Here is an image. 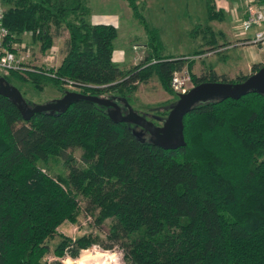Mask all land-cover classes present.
<instances>
[{
    "label": "trees",
    "instance_id": "16d2710c",
    "mask_svg": "<svg viewBox=\"0 0 264 264\" xmlns=\"http://www.w3.org/2000/svg\"><path fill=\"white\" fill-rule=\"evenodd\" d=\"M123 1L146 32L148 47L161 46L136 0ZM0 5L12 42L27 32L43 53L53 38L67 34L57 66L1 70L9 84L11 77L41 90L51 82L62 96L68 80L82 94L130 105L137 84L151 77L174 96L170 80L182 69L192 86L247 76L227 80L211 69L196 75L192 60L180 56L152 55L118 66L111 59L116 28L90 24L86 0ZM205 12L207 20L223 19L215 0H205ZM203 30L209 31L208 49L224 41L220 32ZM261 66L253 64L250 73ZM133 131L113 123L106 108L94 103L79 100L64 112L24 120L0 96V264H63V257L75 259L95 244L118 247L125 264H264V95L249 92L195 105L182 117L184 145L176 149L153 146ZM69 149H79L77 159ZM54 159L61 160L65 174L49 175L38 165ZM82 212L96 226L110 220L107 243L91 233L59 235L50 251L47 241L57 228Z\"/></svg>",
    "mask_w": 264,
    "mask_h": 264
},
{
    "label": "rangeland",
    "instance_id": "374dc122",
    "mask_svg": "<svg viewBox=\"0 0 264 264\" xmlns=\"http://www.w3.org/2000/svg\"><path fill=\"white\" fill-rule=\"evenodd\" d=\"M86 1L89 9L87 21L90 24H112L116 28L111 59L118 66L143 63L152 55L180 56L192 60L191 72L194 74L200 75L205 72L204 70L211 69L217 74H224L227 80L235 79L239 74L249 75L253 64L264 66V49L239 44L241 36L251 35L250 31L239 33V20L243 14L245 0H215L216 8L223 10L221 21L206 19L205 0H136L138 10L148 26L158 31L161 46L154 44L155 50L148 47L147 34L125 1ZM207 28L212 32H220L224 37V41H218V46H213L212 49L205 45L209 31L204 32L203 29ZM66 36V32L62 31L58 37L52 39L51 47L42 53L39 50V43L32 39L29 33L20 34L17 42L29 49V56L24 59L25 67L57 66L62 57L63 41ZM9 82L19 90L30 107L46 104L60 97L59 89L51 82L41 90L35 89L29 82H21L15 78L9 77ZM176 99L177 95L167 94L156 79L151 77L147 82L137 84V89L131 94L130 106L136 113L146 118L150 115L163 117L159 112L168 108ZM118 105L120 107L122 104ZM67 152L76 159L80 153L79 149H69ZM38 165L49 175L66 173L59 159ZM83 203V199H79L81 206ZM109 223L110 220L106 219L100 226H96L93 216L82 212L75 222L65 221L57 228V235L47 241L49 250L51 251L58 242L59 235L74 238L91 233L107 243L106 230ZM47 257L50 258L51 254ZM61 261L63 264H125L118 247L106 250L96 244L82 249L75 259L65 256Z\"/></svg>",
    "mask_w": 264,
    "mask_h": 264
},
{
    "label": "water",
    "instance_id": "95a60500",
    "mask_svg": "<svg viewBox=\"0 0 264 264\" xmlns=\"http://www.w3.org/2000/svg\"><path fill=\"white\" fill-rule=\"evenodd\" d=\"M249 92L264 95V66L247 75L238 82H201L183 94H177V99L168 107L167 114L161 124L156 126L141 114L136 113L124 100L122 105L126 114H121L120 107L112 98L97 97L76 91H65L59 98L42 105L32 107L23 99L19 90L0 76V96L10 100L15 105L22 119H29L34 113L49 114L64 112L76 101H86L106 108L107 117L113 123H125L137 126L148 134L147 142L163 150L176 149L184 145L182 136V117L195 105L213 99L236 100ZM133 131L137 138L141 131Z\"/></svg>",
    "mask_w": 264,
    "mask_h": 264
},
{
    "label": "built area",
    "instance_id": "2783aa9c",
    "mask_svg": "<svg viewBox=\"0 0 264 264\" xmlns=\"http://www.w3.org/2000/svg\"><path fill=\"white\" fill-rule=\"evenodd\" d=\"M3 8L0 5V70H32L34 68L25 67L24 59L29 56L28 48L19 42H12L9 38L7 28L2 26ZM250 31L251 35L242 37L239 44L258 46L264 49V0H245L244 10L239 20V33ZM64 87L67 91L78 89L72 82L65 80ZM170 87L175 95L183 94L191 88L189 75L185 69L174 72Z\"/></svg>",
    "mask_w": 264,
    "mask_h": 264
},
{
    "label": "flooded vegetation",
    "instance_id": "af4514ba",
    "mask_svg": "<svg viewBox=\"0 0 264 264\" xmlns=\"http://www.w3.org/2000/svg\"><path fill=\"white\" fill-rule=\"evenodd\" d=\"M120 111H121V114H126V110L123 106H120ZM147 120L151 121L154 125L158 126L161 124V121L163 119V117H157V115H150L149 118H146ZM129 127L131 129H133L134 131H139L140 128L137 127V126H132V124H128ZM141 131V130H140ZM141 137L142 139H147L149 136L148 134L145 132V131H141Z\"/></svg>",
    "mask_w": 264,
    "mask_h": 264
},
{
    "label": "crops",
    "instance_id": "0c3cea01",
    "mask_svg": "<svg viewBox=\"0 0 264 264\" xmlns=\"http://www.w3.org/2000/svg\"><path fill=\"white\" fill-rule=\"evenodd\" d=\"M110 25H112V24H110Z\"/></svg>",
    "mask_w": 264,
    "mask_h": 264
}]
</instances>
